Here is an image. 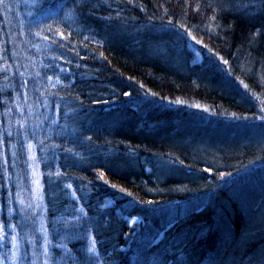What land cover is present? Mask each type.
I'll list each match as a JSON object with an SVG mask.
<instances>
[{
	"label": "trees",
	"instance_id": "1",
	"mask_svg": "<svg viewBox=\"0 0 264 264\" xmlns=\"http://www.w3.org/2000/svg\"><path fill=\"white\" fill-rule=\"evenodd\" d=\"M262 102V0L0 5V121L7 147L22 150L8 163L15 183L27 177V132L51 264H264V139H206L214 124L264 130ZM3 172L0 156L8 255L13 224L19 264H42L31 202L17 200L29 189L8 192Z\"/></svg>",
	"mask_w": 264,
	"mask_h": 264
},
{
	"label": "rangeland",
	"instance_id": "2",
	"mask_svg": "<svg viewBox=\"0 0 264 264\" xmlns=\"http://www.w3.org/2000/svg\"><path fill=\"white\" fill-rule=\"evenodd\" d=\"M187 49L190 52L191 56V64H199L202 61L201 55L196 51V49L193 46H187ZM64 73V72H63ZM48 84L50 86H56L60 84V80H48ZM13 107H11V111ZM14 111L16 114L20 116L21 122L23 121V116H22V108L20 105V102L17 97H15V105H14ZM57 124V119H56V114L53 116L52 121L49 124L43 125L44 127V133H50L51 129L54 128V126ZM15 125V124H14ZM20 127H24V131L26 130V125L25 124H19ZM193 130H189L186 133L193 139L194 138V133L196 131V124H192L191 126ZM4 125L1 124L0 121V147H1V154L0 156L2 157L3 160V165H4V172H3V177H4V187L7 189L8 192H12L13 188H15L17 191L18 189H23L24 192H26V189H29V199L27 194L25 196L18 195L17 200L22 203V202H31V211L28 210V206L26 205L27 208V213L29 212L28 216L35 218V225L37 226V232L39 235V240H40V245H39V259L42 264H45V260H47V264H51L50 258V243L46 231V225H45V216H46V208L43 203V196H42V183H41V174L39 170V166L36 160V153H35V147L33 143L29 140L27 136V132H23V140L21 139L22 146L25 152L26 156L24 157V160L26 162V169H27V177L24 178V175H20L19 179H17L15 183V178H14V169L11 170L10 165L8 163V157L9 156H20V153H22V150L18 145L14 147H7L5 137L4 136V131H3ZM235 129V130H233ZM23 130V129H22ZM193 131V132H191ZM207 134H209L206 139L210 141H215V140H222L229 142V139L231 141L236 142V139L241 136V138H245V136H249L250 138H253L255 140L261 141L264 139V130L260 129L259 127H246L243 125L240 126H230V127H223L220 125H211V129H208ZM234 134V135H233ZM224 139V140H223ZM217 143V142H216ZM9 155V156H8ZM13 160V159H12ZM14 161V160H13ZM12 165L14 164H22L21 163V158H18L16 161L13 162ZM2 188V182L0 179V190ZM8 194V193H7ZM71 197L74 198V195L72 191H70ZM10 204H11V210H10V215L11 216H17L15 207L13 205L14 199L11 194H8ZM16 202L18 203V201ZM105 206H111V201L108 200L105 202ZM1 207V205H0ZM25 215V213H24ZM129 226H133L135 223L138 224L139 220L134 219V218H129L126 220ZM0 226H3V231H0V237H3L0 239V261H2V264H19V254H20V239H19V234L17 232V229L13 224H11V241H10V249H9V255L7 252V236L6 232L7 230L5 229V225L0 221ZM13 237L15 240H13ZM47 241V243H46ZM15 244V247L13 246ZM45 248L47 249L48 255L45 256Z\"/></svg>",
	"mask_w": 264,
	"mask_h": 264
},
{
	"label": "snow or ice",
	"instance_id": "3",
	"mask_svg": "<svg viewBox=\"0 0 264 264\" xmlns=\"http://www.w3.org/2000/svg\"><path fill=\"white\" fill-rule=\"evenodd\" d=\"M129 2L131 3V0H129ZM4 3H5V0H0V5H4ZM110 6V5H109ZM210 6V5H209ZM262 6H264V0H262ZM172 22L171 21H169V24H171ZM198 43H199V41H197ZM224 63L226 64L227 63V61H224ZM241 83H243V81H241ZM244 87L245 88H247L248 86L247 85H244ZM125 95H130L129 93H125ZM177 103H179L178 101H177ZM262 103H264V102H262ZM262 111H264V108H262L261 109ZM260 119L262 120V121H264V116H261L260 117ZM9 135H11V133H9ZM88 139L90 140L91 139V137H88ZM68 187H71V185H69ZM81 211L83 212V209H81ZM0 231H3V226H0ZM3 237H0V239H2ZM13 240H15V238L13 237ZM46 243H47V241H46ZM96 240L95 239H93L92 240V242H91V245L88 247V249H87V251L89 252V253H91V254H93V255H95V256H99V253L97 252V250H96ZM14 247H15V244L13 245ZM48 255V252H47V249L45 248V256H47ZM0 264H2V261H0ZM45 264H47V260H45ZM82 264H88V260L86 259V260H84L83 262H82ZM97 264H102V262L101 261H97Z\"/></svg>",
	"mask_w": 264,
	"mask_h": 264
}]
</instances>
